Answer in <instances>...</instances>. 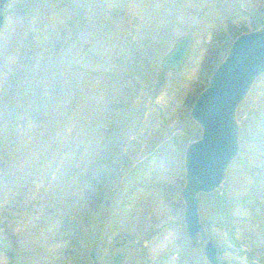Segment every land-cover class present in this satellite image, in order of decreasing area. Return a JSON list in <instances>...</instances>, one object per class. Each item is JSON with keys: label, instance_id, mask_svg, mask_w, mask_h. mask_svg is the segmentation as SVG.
<instances>
[{"label": "rangeland", "instance_id": "obj_1", "mask_svg": "<svg viewBox=\"0 0 264 264\" xmlns=\"http://www.w3.org/2000/svg\"><path fill=\"white\" fill-rule=\"evenodd\" d=\"M0 264H264V73L237 105L239 148L197 194L189 241L191 106L264 0H0ZM182 68L165 70L177 36ZM116 234L124 239L120 244Z\"/></svg>", "mask_w": 264, "mask_h": 264}, {"label": "water", "instance_id": "obj_2", "mask_svg": "<svg viewBox=\"0 0 264 264\" xmlns=\"http://www.w3.org/2000/svg\"><path fill=\"white\" fill-rule=\"evenodd\" d=\"M7 1V0H2ZM4 14L0 13V29ZM193 36L183 33L162 58L165 70L178 71L184 65L191 50ZM264 73V22L258 27L238 33L225 56L215 66L207 85L195 98L191 117L202 129L199 138L189 140L184 151L185 182L181 189L184 201V219L190 243L205 235L200 220L197 194L210 192L219 187L226 176L227 168L239 148L240 122L236 110L255 78ZM120 244L124 236L116 234ZM207 258L217 264L219 256L216 244L208 239L204 245ZM89 255L93 264H100L94 249ZM125 257L122 249L110 254L114 264Z\"/></svg>", "mask_w": 264, "mask_h": 264}]
</instances>
